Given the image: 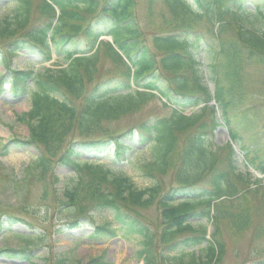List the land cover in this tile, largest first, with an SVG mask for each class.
Returning <instances> with one entry per match:
<instances>
[{
	"label": "trees",
	"instance_id": "obj_1",
	"mask_svg": "<svg viewBox=\"0 0 264 264\" xmlns=\"http://www.w3.org/2000/svg\"><path fill=\"white\" fill-rule=\"evenodd\" d=\"M13 1L12 13L0 19V52L4 60L15 56L20 49L38 51L48 59L52 53L50 39L53 51L69 62L63 71L37 82L33 110L20 118L30 129L28 143L44 147L49 157L56 158L66 140L75 133L80 137L100 135L96 140L71 143L60 159L61 165L89 172L87 181L70 180L60 194L55 189L57 213L62 219L76 221L87 215L92 221L107 211L119 230L130 241L136 240L140 249L135 258L144 260L145 264H156L159 244L165 245L159 254L160 264H219L225 252L221 240L225 227L236 235L252 231L257 241L264 240V179L240 170L231 145L218 147L211 142L213 131L226 127L243 155L244 168L264 174V141L260 140L263 143L256 149L245 144L238 126L243 120L250 127L253 122L240 114L246 110L230 114L233 107L237 110L242 107L239 97L247 65L264 66V0H163L170 18L165 19L169 33L184 30V35L154 39L153 46L161 53L159 62L144 38L136 0H109L102 4L99 0H51L60 10L55 25L56 9L47 0ZM245 3H252L256 12L251 14ZM149 10L151 17L154 12L152 7ZM204 18L213 26L206 31L217 45L216 53L212 50L214 45L196 29ZM249 19L254 24H240ZM104 22L112 23L110 34L136 67L134 77L120 54L106 45L104 57L116 69V77L112 74L105 80L98 79L102 73L100 46L96 48L98 33L94 31L101 27L91 26ZM78 40L85 41L89 48L84 52L79 50ZM95 48L92 55L74 57ZM202 59L209 63L208 74L198 67ZM145 77L149 78L143 86L145 89L156 91L175 106L171 117L144 123L136 131L111 133L103 127V122L118 120L140 105L146 94L131 93L130 82L138 84ZM206 80L215 85L214 94ZM93 84L96 86L89 90ZM22 91L25 93L27 87ZM212 100L217 102L221 117L216 107L209 105ZM79 102L80 110L76 106ZM201 104L204 106L190 116L181 112L194 110ZM124 139L155 143L150 147V155L136 168L151 180L152 186L138 189L125 173L116 176L108 169L94 166L95 162L79 161L83 153L103 155L113 162L116 158L125 160L131 148L123 144ZM38 165L41 171L36 180L46 184L52 164L41 157ZM168 176L174 179L176 187L162 193L160 184ZM50 197V189L45 185L41 199L47 202ZM155 206L162 226L158 236L138 213ZM44 207L43 221L48 222L52 216L49 208ZM40 213L37 211L34 216ZM192 219L196 222L189 223ZM209 226L213 229L211 239H207ZM104 229L107 227L101 226L90 239L106 237L109 232ZM180 236H184L182 240L175 241ZM58 263L69 264L65 260ZM90 264L105 262L95 260Z\"/></svg>",
	"mask_w": 264,
	"mask_h": 264
},
{
	"label": "rangeland",
	"instance_id": "obj_2",
	"mask_svg": "<svg viewBox=\"0 0 264 264\" xmlns=\"http://www.w3.org/2000/svg\"><path fill=\"white\" fill-rule=\"evenodd\" d=\"M145 2V0H139L138 19L147 33V39L151 42L154 35L169 31L168 27L163 25L161 15L168 20L170 18L164 4L159 2L153 7L156 17L152 19L149 16L150 10ZM207 26L206 22H202L199 26H196V29L211 44L213 40L207 34ZM26 60L27 57L22 56L18 59L16 65L21 69H27L28 66L24 63ZM54 62L55 58L50 63L45 64V66L53 68L55 67L53 66ZM103 65L104 68H110V65L106 62H103ZM243 79V88L239 97L242 107L239 110L233 107L230 114L246 110V113L240 114H243L244 119H247V121H252L253 125L250 127L243 120V123L238 126V132L245 144H249L256 149L258 145L263 143H260V140L264 141V123L262 122L264 114V66L257 64L247 65ZM165 84L167 85V81ZM11 90V87H7L0 93V149L4 144H9L14 139L26 142L30 138L29 128L25 124L19 123L17 118L19 115L30 111L31 100L29 98L22 99L21 101L13 100ZM235 104L236 102L233 106ZM169 114L170 109L164 108L160 101L153 99L138 112L129 114V116L111 124L109 128L115 133L120 134L142 121L165 118ZM99 137L98 135L94 137L74 135L67 139V144L72 141L79 142ZM214 137L215 144L225 145L229 141L228 130L220 128L215 132ZM22 145L18 146L11 143L5 154L0 153V216H4L6 219H10L11 217L12 219L20 218L24 220L27 225L18 223L13 226L12 232L21 236H35L38 246L34 247L33 255L29 257L30 261L24 259L17 260L15 258L13 260L9 259L7 255L1 254L0 264H59L58 261L64 260L69 264H88L90 261L100 257H104L105 264H144L143 261H138L134 257L136 241L129 242L123 240L122 237H117L105 241L91 242L88 235L92 231L89 230H81L75 233L67 231L64 234L56 235L54 232L60 228L59 224L64 220L60 216V213H57V199L55 201L52 198L54 195L52 193L53 186H49L50 199L47 202L41 199V192L45 185L36 180L40 175L34 166L35 160L40 157V153H43L44 148L40 149L36 146ZM137 149L135 147V150ZM144 153L146 154V152ZM141 154L138 156H141ZM59 158L60 154L53 161L57 164ZM238 160L241 169L245 170L242 165L243 158L241 154L238 155ZM105 162L109 163V161ZM113 167L127 171L139 188L151 186V180L145 178L138 170H132L128 164H118ZM27 172H30V175ZM53 174L61 179L71 175L68 170L60 166L55 167ZM48 181L50 180L48 179ZM175 185L172 178L166 177L162 183V191L165 192ZM44 206L49 208L52 216L48 222L43 221L46 211ZM37 211H41V213L34 216V213ZM138 213L141 219L148 222L150 228L159 235L162 231V226L160 225L161 221L159 220L160 216L157 208L152 207L148 210H139ZM105 218H107L105 219L107 221L111 219L109 214H105ZM105 220L103 218H99L98 220L97 218L99 223H104ZM29 227H35L36 229L33 232L29 230ZM209 232L210 234L213 232L212 227H209ZM183 237L180 236L176 240H181ZM221 240L225 245V252L219 264H255V262L264 261V240L257 241L252 231L236 235L225 227ZM20 248H25L24 243L17 237L0 235V251L2 249ZM162 249L161 246H158V251ZM157 261L156 264L161 263L160 256Z\"/></svg>",
	"mask_w": 264,
	"mask_h": 264
}]
</instances>
